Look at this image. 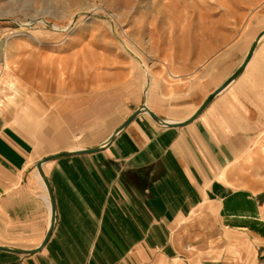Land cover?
<instances>
[{
    "label": "crops",
    "instance_id": "obj_1",
    "mask_svg": "<svg viewBox=\"0 0 264 264\" xmlns=\"http://www.w3.org/2000/svg\"><path fill=\"white\" fill-rule=\"evenodd\" d=\"M12 25L0 17V68ZM69 75L67 86L58 80L51 86L47 80L46 88L36 77L27 84L24 101L31 114H57L51 118L60 119L67 133L71 114L81 120L101 107L99 94L69 82ZM17 93L24 98L20 89ZM5 101L14 104V96ZM3 104L1 99L0 247L31 250L42 243L51 219L35 165L72 150L60 148L37 158L39 138L16 128L12 111L2 110ZM104 105L110 106L108 101ZM147 107L160 119L178 123L200 106L182 119ZM130 115L125 111L109 136L86 147L104 143ZM63 129L49 137L61 146L67 138ZM263 129L264 41L242 75L188 125L162 127L141 114L103 150L44 164L55 199L52 235L34 255L0 251V264H238L234 250L244 251L245 264H264V189L231 186L233 164L246 156ZM40 134L46 141L47 134Z\"/></svg>",
    "mask_w": 264,
    "mask_h": 264
},
{
    "label": "rangeland",
    "instance_id": "obj_2",
    "mask_svg": "<svg viewBox=\"0 0 264 264\" xmlns=\"http://www.w3.org/2000/svg\"><path fill=\"white\" fill-rule=\"evenodd\" d=\"M4 16L16 25L7 50L8 67L0 68L2 110L12 111L8 117L21 132L39 138L40 158L60 148L85 149L98 143L121 123L125 111L132 114L144 104L157 111L161 107L171 119L188 117L238 69L264 30V0H0ZM70 57L80 59L85 70L77 79L70 69L69 82L99 94L101 107L81 120L71 114L75 118L69 120V133L63 125L67 138L61 146L50 138L62 132V121L51 118L55 113L50 111L31 114L24 101L31 80L43 79L44 88L47 80L51 86L58 80L53 70L37 67L39 58L46 63ZM162 62L177 75L176 81ZM31 65L36 66L33 71ZM153 75L163 82L160 87ZM14 82L18 86L13 87ZM19 89L24 98L15 94ZM12 96L15 103L8 105L5 100ZM42 132L50 141L37 136ZM231 170V186L251 192L264 189V129ZM234 253L238 264H245L244 251Z\"/></svg>",
    "mask_w": 264,
    "mask_h": 264
},
{
    "label": "water",
    "instance_id": "obj_3",
    "mask_svg": "<svg viewBox=\"0 0 264 264\" xmlns=\"http://www.w3.org/2000/svg\"><path fill=\"white\" fill-rule=\"evenodd\" d=\"M264 37V30L257 35L255 40L253 41L252 45L250 46L245 58L243 59L242 63L238 67V69L222 84L220 87H218L213 93H211L202 103V105L185 121L178 122V123H169L167 121H164L157 117L156 114H154L145 104L136 109L129 117L126 119L124 123H122L115 131L114 133L101 145L92 147V148H85V149H76L72 151H67V152H62V153H57L54 155H50L47 157H44L41 159L39 162L36 163L35 168L45 186V189L48 194L49 202H50V207H51V219L49 223V227L47 229L46 235L42 241V243L39 245V247L31 250H23V249H16V248H9V247H0L1 252H7L11 254H16V255H34L38 252L41 251V249L46 245L48 242L49 238L52 235L54 226H55V217H56V210H55V199L53 195V191L51 189V186L49 184V181L45 177L42 166L48 162L59 160L62 158H67L71 156H76V155H84V154H93L97 153L101 150H103L105 147L110 145L115 137L123 131L132 121H134L138 116L141 114H147L155 123L162 127H167V128H181L192 121H194L201 113L207 108V106L218 96L220 95L224 90H226L233 82H235L244 72L246 66L248 63L251 61L253 54L259 47L260 43L262 42V38Z\"/></svg>",
    "mask_w": 264,
    "mask_h": 264
},
{
    "label": "bare ground",
    "instance_id": "obj_4",
    "mask_svg": "<svg viewBox=\"0 0 264 264\" xmlns=\"http://www.w3.org/2000/svg\"><path fill=\"white\" fill-rule=\"evenodd\" d=\"M264 41V37L262 38ZM144 52V51H143ZM42 58V57H41ZM47 59V58H46ZM40 58L38 59V64H37V67L41 70V69H47L48 71L49 70H53L55 75L58 76V82H64L66 80V76L67 75H71L70 73V69H73L72 70V75L71 76H75L77 77V79H79L81 77L79 71L81 70H85V64L78 58H73V57H70V58H65V59H47L46 63H39L40 62ZM42 61V60H41ZM161 62V61H160ZM7 64L5 63V66H4V70L8 67L6 66ZM162 65L165 66V68L167 67V73H168V76L172 79H175V81L177 80V75H174L171 71L168 70V65L164 62H162ZM18 66V65H17ZM16 67V66H15ZM84 67V68H83ZM74 70H77V71H74ZM37 71V70H36ZM46 72V71H45ZM95 72V71H93ZM206 72V71H205ZM45 75V74H44ZM150 75V73L148 74ZM46 76V75H45ZM97 76V73H95V77ZM102 76V75H101ZM45 78V77H44ZM51 78H53V76H51ZM74 78V77H73ZM47 79V78H46ZM45 79V80H46ZM50 79V78H48ZM152 79L155 80L156 82V85L157 87H160L161 84L163 83L161 80L157 79V77L155 75L152 76ZM89 80V78H88ZM50 85V84H49ZM148 93V92H147ZM147 115V114H146Z\"/></svg>",
    "mask_w": 264,
    "mask_h": 264
}]
</instances>
